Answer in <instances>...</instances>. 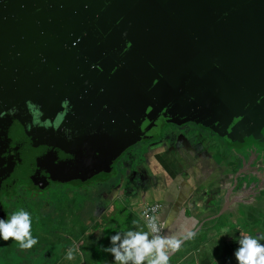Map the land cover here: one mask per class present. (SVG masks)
I'll return each mask as SVG.
<instances>
[{
	"label": "water",
	"instance_id": "obj_1",
	"mask_svg": "<svg viewBox=\"0 0 264 264\" xmlns=\"http://www.w3.org/2000/svg\"><path fill=\"white\" fill-rule=\"evenodd\" d=\"M0 97L53 124L60 182L114 174L165 120L264 144V0H0Z\"/></svg>",
	"mask_w": 264,
	"mask_h": 264
},
{
	"label": "crops",
	"instance_id": "obj_2",
	"mask_svg": "<svg viewBox=\"0 0 264 264\" xmlns=\"http://www.w3.org/2000/svg\"><path fill=\"white\" fill-rule=\"evenodd\" d=\"M242 166L240 159H230V150L218 134L203 131L193 124L167 127L162 138L143 143L129 152L115 174L100 178L95 185H87L89 189H82L80 185L81 191L79 188L70 191L64 197L65 203L61 198V206L70 209L69 228L75 223V215L85 214L84 222L94 216L93 223L82 235L83 244L84 239L93 234L94 258L86 262L80 250L81 242H78L68 249L73 253L72 258H68L67 251L58 264H119L111 253L107 261H102L107 255L103 246L110 244L111 234L130 228L149 232L151 239L149 228L139 213L141 206L150 201L163 204L160 217L165 226L164 237L181 240L208 223V241L198 251V264H229L235 258L233 250L238 246L239 235L244 233L239 217L243 201L235 193L233 209L220 212L229 188L235 183L234 176ZM242 179L238 178L240 184L235 189L246 186ZM252 182L254 184L255 180ZM250 214L260 216L255 211ZM165 250H168L167 245Z\"/></svg>",
	"mask_w": 264,
	"mask_h": 264
},
{
	"label": "flooded vegetation",
	"instance_id": "obj_3",
	"mask_svg": "<svg viewBox=\"0 0 264 264\" xmlns=\"http://www.w3.org/2000/svg\"><path fill=\"white\" fill-rule=\"evenodd\" d=\"M24 103L25 102L22 101L17 102L0 97V216L5 217L8 215L11 208L10 204L12 203L16 205L15 208H25L22 205L26 202V198L18 197V193L21 191H40L41 189H47L52 192V190H59L63 195V197L59 198H64L67 197V192L77 190L80 187V184H77L75 187L71 188L70 191L68 188L67 191L62 189L61 186H63L64 183L54 179L55 174H57L54 169L49 168L48 165L45 167L44 163L47 161L43 159L42 152L44 146L49 147L52 145L50 139H54V135H52L54 130L51 129L50 126L53 124H51L50 120L44 122L41 120V116L37 113L36 106L31 105L29 102ZM183 124H193L203 131L214 133L211 129L203 128L193 122ZM172 125L178 124L168 120L164 121L163 134L160 138L164 136L167 127ZM53 128L55 129L56 125H54ZM70 132L71 129L63 128L62 135L59 134L60 132L55 134L56 139L58 140L64 137L70 138ZM158 139H146L129 148L117 161V170L119 164H121L127 154L134 148L148 141ZM224 141L230 150V159L235 158L242 161L241 177L243 178V182L247 183L243 188L234 189L231 195V204L227 211L233 209L231 208L232 198L235 193H237L243 201L242 207H240L242 210L239 215L242 222L241 230L244 231L245 234L253 232L257 235L260 232V230H257V223L249 221L252 217L250 214L251 212L255 211L256 213L260 207L264 208V157H259L258 155V146H264V144L252 143L247 146H242L241 149H239L233 147L225 139ZM241 155L245 156V162H243ZM251 160L254 162L248 165ZM110 176L111 175L106 176V178ZM100 178L102 177H99L98 181ZM253 180H255L254 184L252 182ZM58 183L62 185H57ZM239 184L240 181H238L237 186ZM33 200H37V198ZM46 203H48V207L52 204L50 201H45V204ZM14 209L13 207L11 208V210ZM247 222L253 230L247 227Z\"/></svg>",
	"mask_w": 264,
	"mask_h": 264
},
{
	"label": "clouds",
	"instance_id": "obj_4",
	"mask_svg": "<svg viewBox=\"0 0 264 264\" xmlns=\"http://www.w3.org/2000/svg\"><path fill=\"white\" fill-rule=\"evenodd\" d=\"M155 217L148 218V226L153 231H158ZM31 214L20 208L14 210L10 217L0 216V239L12 238L19 241V247L31 248L37 243L33 236ZM191 235V233H189ZM110 244L103 246V251L110 252L119 264H169V251H175L180 246V240L153 235L149 239V232L128 229L123 232H114L108 237ZM235 239V237H233ZM264 232L257 235L240 233L237 240L238 246L233 250L237 264H264ZM166 245L168 250H165ZM68 258H72L69 250Z\"/></svg>",
	"mask_w": 264,
	"mask_h": 264
},
{
	"label": "rangeland",
	"instance_id": "obj_5",
	"mask_svg": "<svg viewBox=\"0 0 264 264\" xmlns=\"http://www.w3.org/2000/svg\"><path fill=\"white\" fill-rule=\"evenodd\" d=\"M258 147H259V153H258L259 157H264V146L259 145ZM238 148L241 149L240 146H238ZM98 178H99L98 176H94V177L88 178L87 180L72 179L69 181H64L63 182L64 184L61 187L62 189L66 191L68 188V190L70 191V189L75 187L77 184H80V185L82 184V187H83L82 189H89L90 187L87 185L97 184L99 182ZM57 185H62V184L58 183ZM78 191H81L80 188L78 189ZM18 197L26 198V202L22 206L25 207L23 209L29 211L31 214L32 227L30 231L33 236L37 237V243H35L32 246L34 247V249H36L35 246L37 248H41L42 246H45V247L54 246L57 240L56 239L57 230L63 231L65 229H70L69 228V223L71 222L70 209L66 208V206L64 207L61 206L60 201L63 199L64 200L63 203H65L67 199L59 198V197H63V195L60 193L59 190L58 191L52 190V192H50L47 189H41L40 191L25 190L23 192L22 191L19 192ZM36 198L37 200H33ZM45 201H50V203H52L51 205L55 207L54 211L47 206L49 202L45 204ZM58 201L60 202V204L57 206ZM13 204L14 203L10 204V206L11 208L13 207L14 209L16 205H13ZM11 208H10L8 215L5 218L10 217V215L12 214L14 210L19 209V208H15L14 210H11ZM60 211L64 214L62 215ZM257 211L260 215L258 220L256 219V221H258L257 230H260V232H264V208L260 207ZM54 212L57 213V216L54 215ZM246 225L249 229L253 230L249 226L248 222ZM261 242H264V241H261ZM50 253L51 251L48 250L44 254V257L49 256ZM30 257H31V252L26 253V248L24 249L20 248L19 241H16L12 238H9L8 240L0 239V264H25L28 261V259H30ZM30 260L32 261V258Z\"/></svg>",
	"mask_w": 264,
	"mask_h": 264
},
{
	"label": "trees",
	"instance_id": "obj_6",
	"mask_svg": "<svg viewBox=\"0 0 264 264\" xmlns=\"http://www.w3.org/2000/svg\"><path fill=\"white\" fill-rule=\"evenodd\" d=\"M167 122V121H166ZM51 208L54 211V206L51 205ZM63 208V207H62ZM90 209H93L94 206H89ZM73 211V208H72ZM61 212V211H60ZM63 215L64 213L61 212ZM54 215L57 216V213L54 212ZM60 215V214H59ZM83 215H75V223L73 227L71 226L70 229H65L63 231L59 230L57 232L56 242L54 246H42L41 248L34 249V247L26 248V253L31 252L32 261L28 259L25 264H58L62 261L63 257L66 255L67 251L71 247H75V243L81 242L80 250L83 251L85 255L86 262L89 259L94 258V241H93V234L92 237L84 239L82 244V235L84 232L87 231L89 225H91L94 221V216L87 217V221L84 222L82 220ZM89 216V212L86 213ZM259 216H252L249 222L257 223L256 219L258 220ZM73 220V219H72ZM82 223H83V230H82ZM207 225L206 223L204 227L198 231L195 235H193L190 239H188L180 249L169 258V264H198V251L200 248L208 241L207 237ZM250 235H256L255 233H249ZM34 249V250H32ZM32 250V251H31ZM51 251L49 256L44 257V254L47 251ZM54 250V251H53ZM105 252V251H104ZM110 252H107L106 257H103V262L109 259ZM31 261V262H30ZM37 261V262H36ZM229 264H237L236 259L233 260Z\"/></svg>",
	"mask_w": 264,
	"mask_h": 264
},
{
	"label": "built area",
	"instance_id": "obj_7",
	"mask_svg": "<svg viewBox=\"0 0 264 264\" xmlns=\"http://www.w3.org/2000/svg\"><path fill=\"white\" fill-rule=\"evenodd\" d=\"M163 209V204L160 201H150L145 204H143L139 210L140 216L145 222V224L148 226V218L149 217H155V224L157 226L158 231L153 232L150 228V236L152 238L153 235L163 236L165 231L164 223L161 220V212Z\"/></svg>",
	"mask_w": 264,
	"mask_h": 264
}]
</instances>
